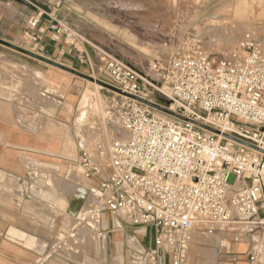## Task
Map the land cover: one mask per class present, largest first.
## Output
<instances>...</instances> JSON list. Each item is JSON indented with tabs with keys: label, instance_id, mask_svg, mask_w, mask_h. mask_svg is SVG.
<instances>
[{
	"label": "built area",
	"instance_id": "built-area-1",
	"mask_svg": "<svg viewBox=\"0 0 264 264\" xmlns=\"http://www.w3.org/2000/svg\"><path fill=\"white\" fill-rule=\"evenodd\" d=\"M24 1L36 10L25 22V39L39 42L51 32L53 40L89 61L57 9ZM241 48L242 56L219 57L194 42L149 67L105 55L107 83L176 114L106 88L103 117L118 130L109 170L103 172L85 150L76 160L85 179L98 180L90 186L98 201L88 220L98 226L107 211L154 231V246L143 253L142 263L168 255L171 264H185L194 231L220 225L248 244L250 262L264 264V45L246 33ZM159 94L169 104L159 101Z\"/></svg>",
	"mask_w": 264,
	"mask_h": 264
},
{
	"label": "crops",
	"instance_id": "crops-1",
	"mask_svg": "<svg viewBox=\"0 0 264 264\" xmlns=\"http://www.w3.org/2000/svg\"><path fill=\"white\" fill-rule=\"evenodd\" d=\"M33 1L40 8L62 13V8L57 7L62 0ZM20 2L29 5L24 0H0L5 6ZM224 2L245 3L248 6L244 15H264V0ZM29 6L35 14V8ZM2 39L74 69H79L80 62L91 63L88 51L77 44L78 50L83 51L81 55L85 53L89 58L82 61L74 47L56 42L51 32L39 42L26 41L24 36L22 40L19 34L14 40ZM0 64L8 67L6 79L0 83V264H171L168 255L157 262L142 263L143 253L154 246L155 234L150 226H133L107 211L97 226L84 214L95 204L87 198V192L98 180L78 175L71 180L68 175L73 169L71 163H77L82 152V142L76 145L73 125L82 83L76 84L64 73L46 69L47 63L2 44ZM101 70L106 71L105 66ZM44 79L64 92L62 97L55 95L59 102L55 108L43 101ZM29 87L34 94L28 92ZM42 163L57 166L59 171H44L37 166ZM214 229L217 228L208 226L194 231L189 249L193 264L215 260V252L221 253L222 264H254L248 257V244L223 227L217 231L230 234L232 242L213 249V256L205 258L199 247L204 245L208 231Z\"/></svg>",
	"mask_w": 264,
	"mask_h": 264
},
{
	"label": "rangeland",
	"instance_id": "rangeland-1",
	"mask_svg": "<svg viewBox=\"0 0 264 264\" xmlns=\"http://www.w3.org/2000/svg\"><path fill=\"white\" fill-rule=\"evenodd\" d=\"M213 1L62 0L59 6L62 8V13L57 16L76 32L78 36L76 43L79 48L88 51L90 55L91 63L90 61L89 63L80 62L79 69L76 70L108 82L109 75L106 71L101 70L105 66L106 54L120 56L132 63L149 67L154 60L164 61L171 55L183 53L194 42H199L208 52L219 57L242 56L244 53L241 48V41L246 33H251L264 45V15H244L245 7L248 6L245 3L229 4L224 2L227 0H221V3H218L219 0ZM33 11L31 6L23 2L20 4L11 3L6 6L0 4V38L14 40V37L19 34L23 40L24 19L29 20ZM231 31H236L238 37L231 36ZM234 52L236 56H232ZM44 67L55 69L56 73H64L62 75L71 77L76 81V84L79 81L82 83V90L76 101L73 122L76 135L74 139L76 145L82 142V147L79 149L88 152L90 157L99 163L103 172L106 173L109 170L110 145L118 135L110 129L103 117V109L108 95L106 88L67 71L63 72L64 70L50 64ZM7 70L6 65L0 64V83L6 79ZM153 76L158 79L157 76ZM27 90L28 92L32 91L30 87ZM42 92L44 103L49 107L51 105V108L59 105V102L54 99L55 95L64 96L61 89L49 85L45 79ZM32 93L34 94V91ZM147 93L153 100L156 99V92L153 89ZM85 94H89L95 102L97 111H90L82 102ZM97 130H100L101 133L104 132L101 135L108 136H105L108 155L101 154L97 144H94L97 140L89 138ZM109 134L111 135L109 136ZM70 166L73 168L68 174L70 179L76 180L77 175L83 177L84 170L81 165L71 163ZM38 167L45 171L44 167ZM46 170L57 172L59 168L52 166L46 167ZM91 183L94 184L93 181ZM87 198H94V201L96 198L98 201L95 194L90 193V197ZM83 212L78 216H83ZM88 212L85 210L84 214L86 215ZM78 216L76 215V218ZM210 226L217 229L208 231V235L203 240L204 245L199 247L204 251L205 258L213 256L211 253L214 252L213 249H219L223 244L232 242L231 237H229L230 234L217 231L221 227L220 225ZM215 253V260H203L200 263L215 264L216 261V264H222L221 253ZM191 256H193L192 249L185 264H193Z\"/></svg>",
	"mask_w": 264,
	"mask_h": 264
},
{
	"label": "water",
	"instance_id": "water-1",
	"mask_svg": "<svg viewBox=\"0 0 264 264\" xmlns=\"http://www.w3.org/2000/svg\"><path fill=\"white\" fill-rule=\"evenodd\" d=\"M0 44H2L4 46H7V47H9L11 49H14V50H16V51H18L20 53L25 54V55H28L30 57H33L35 59H38V60H40V61H42L44 63L50 64V65H52L54 67H57L59 69H62L64 71H67L69 73H72L74 75H77L79 77H82L84 79H87V80H89L91 82H96L97 84H99L100 86H102L104 88L110 89L112 91L118 92V93H120L122 95H125V96H128V97H131V98L139 101L140 103L145 104V105H147V106H149L151 108L157 109V110L162 111V112H164L166 114L176 115L174 112H172L171 110H169L165 105H163L161 103L153 102V101H150V100L145 99V98H142V97H137V96H134V95H130L128 93H125V92L121 91L120 89H117L116 87L112 86L111 84H109L107 82H104L102 80L96 79V78H94V77H92V76H90L88 74H85L83 72H80L79 70H76V69L71 68V67H68V66H66V65H64L62 63H59V62L54 61L52 59H49V58H46V57L41 56L39 54H36L35 52L29 50L28 48L21 47L19 45H16L14 43H11L9 41H6V40H4L2 38H0ZM158 100L161 101L162 103H165V104H169V102H170L167 97H165L163 95H160V94L158 95ZM177 116H179V115H177ZM201 126H203L205 128H208L210 130H213L214 132H219L218 130L213 129L211 127H207V126H204V125H201ZM225 136L228 137V138H230V139H233V140H236L238 142H241V143H243L245 145L252 146L251 144L247 143L246 141H242V140H240V139H238L236 137H233V136H231L229 134H225Z\"/></svg>",
	"mask_w": 264,
	"mask_h": 264
},
{
	"label": "bare ground",
	"instance_id": "bare-ground-1",
	"mask_svg": "<svg viewBox=\"0 0 264 264\" xmlns=\"http://www.w3.org/2000/svg\"><path fill=\"white\" fill-rule=\"evenodd\" d=\"M217 30H218V28H216ZM221 33V32H220ZM222 34V33H221ZM219 35V34H218ZM230 35V34H229ZM235 35V37L237 36V33H236V31H231V36H234ZM214 36V35H213ZM217 36V35H216ZM238 37V36H237ZM212 38H215V37H212ZM216 39V38H215ZM236 39V38H235ZM238 39V38H237ZM236 39V40H237ZM229 40V39H228ZM231 42V41H230ZM236 43V42H235ZM233 45H235V44H233ZM233 47V46H232ZM232 56H236V53L234 52V54H232ZM94 83H96V82H94ZM96 85H98V86H100L99 84H97L96 83ZM82 102L86 105V107L90 110V111H95L96 110V108H97V106H95V102L90 98V96H89V94H85V96H84V98L82 99ZM97 111V110H96ZM162 112V111H161ZM159 114H161V113H159ZM20 115V114H19ZM23 115V114H22ZM20 117H22V116H20ZM15 119H16V117H15ZM21 119V118H20ZM23 121H24V119H22ZM28 121V120H27ZM26 121V122H27ZM29 123V122H28ZM31 124V123H30ZM27 127H28V125H26ZM23 127V126H22ZM97 132V133H96ZM95 133H94V138H93V136L91 135V137H89V138H92V139H96L97 140V142L96 143H94V144H97L96 146H98V150H100L101 151V154H103V155H108L107 154V152H106V144H107V142H106V137H108V136H106V135H101L102 133L104 134V132H102L101 133V131L100 130H97ZM90 134V133H89ZM97 134H99V135H97ZM106 134V133H105ZM88 135V134H87ZM111 134H109V136H110ZM106 136V137H105ZM118 135H116V137H117ZM90 141H91V139H89ZM94 141V140H93ZM87 142V141H86ZM93 144V143H92ZM103 157V156H102ZM107 157V156H106ZM109 160H110V155H109ZM31 165L32 164H34V163H30ZM35 165V164H34ZM37 165V164H36ZM37 166H41V167H44L45 168V170H46V167H52V166H50V165H45V164H38ZM40 168V167H39ZM43 168V169H44ZM76 177V176H75ZM72 180V179H71ZM80 180V179H79ZM81 181V180H80ZM70 182V181H69ZM67 183V182H66ZM65 184V183H64ZM68 185H70L69 183L67 184V186ZM86 185V184H85ZM88 185V184H87ZM61 186V185H60ZM64 186V185H63ZM73 186H74V184H73ZM64 187H66V186H64ZM71 187H72V184H71ZM70 187H68L67 189H69ZM74 188H75V186H74ZM76 188H77V186H76ZM63 189V188H62ZM67 189H66V191H67ZM89 192H87V193H89V194H87V197H90V193L93 195L94 193H92V192H90V190H88ZM70 192H71V190H70ZM70 192L68 191V193L70 194ZM73 192H74V190H73ZM73 192H72V195H73ZM84 193H86L85 192V190L83 191ZM74 194H75V192H74ZM91 197H93V196H91ZM89 199V198H88ZM92 199V198H91ZM94 199V198H93ZM97 199L95 198V201H96ZM94 201V200H93ZM97 202V201H96ZM219 238V237H218ZM233 239V238H232ZM218 240V239H217ZM221 243V242H220ZM219 245V244H218ZM191 247V246H190Z\"/></svg>",
	"mask_w": 264,
	"mask_h": 264
}]
</instances>
